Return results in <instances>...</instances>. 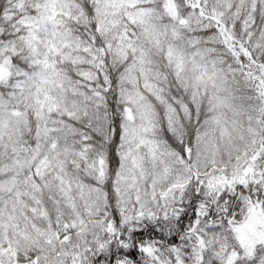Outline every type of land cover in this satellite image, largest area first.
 Listing matches in <instances>:
<instances>
[{
    "label": "snow or ice",
    "instance_id": "1",
    "mask_svg": "<svg viewBox=\"0 0 264 264\" xmlns=\"http://www.w3.org/2000/svg\"><path fill=\"white\" fill-rule=\"evenodd\" d=\"M0 264H264V0H0Z\"/></svg>",
    "mask_w": 264,
    "mask_h": 264
}]
</instances>
